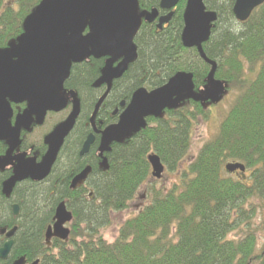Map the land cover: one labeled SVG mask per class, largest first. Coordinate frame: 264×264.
<instances>
[{
    "label": "trees",
    "instance_id": "trees-1",
    "mask_svg": "<svg viewBox=\"0 0 264 264\" xmlns=\"http://www.w3.org/2000/svg\"><path fill=\"white\" fill-rule=\"evenodd\" d=\"M40 1L0 0V48L21 33L23 19ZM159 1L138 0V6L158 9ZM185 1H179L160 29L153 23L141 24L133 40L137 57L114 81L105 104L114 100L119 106L138 88L160 87L177 71L191 72L196 90L205 84L210 66L195 48H185L180 41ZM233 2L204 0L217 18L203 50L216 62L215 78L237 95L216 133L184 168L193 125L206 117L209 106L186 100L159 118L148 117L138 133L110 146L105 166H95L80 157L78 149L85 123L102 95L92 83L104 60L89 58L71 66L64 87L74 90L80 100L77 132L68 139L45 184L24 182L16 187L20 205L16 218L0 193V229L17 226L10 254L0 264L20 256L26 264L35 260L37 264H264V237L258 248V229L250 222L256 201L262 202L264 212V3L240 22L232 13ZM102 120L107 126L116 118L108 115ZM38 151L41 154L42 148ZM149 154L160 158L164 171L177 172L178 180L169 188L149 187L150 201L119 225L112 241H106L101 229L110 225L115 213L127 209L152 177ZM227 162L242 163L245 171L234 177L224 170ZM86 163L92 171L85 190L70 189V178ZM87 188L93 190L92 199ZM60 201L73 214L69 238H53L47 246L45 230ZM262 224L264 229V219ZM236 229L241 235L230 237ZM4 240L0 234V247Z\"/></svg>",
    "mask_w": 264,
    "mask_h": 264
},
{
    "label": "water",
    "instance_id": "water-1",
    "mask_svg": "<svg viewBox=\"0 0 264 264\" xmlns=\"http://www.w3.org/2000/svg\"><path fill=\"white\" fill-rule=\"evenodd\" d=\"M179 0H160L159 9L166 15L158 16V9L139 11L138 0H41L25 16L22 32L0 48V141L8 145L6 153L0 156V170L15 161L12 175L2 182L1 192L9 196L16 183L30 178L33 181L45 179L54 164L65 136L71 131L80 113V100L74 90L64 88L73 64L82 63L88 58H105L99 77L92 83L94 88L105 85L106 89L98 98L90 123L108 95L112 82L126 71L137 57L133 42L142 21L151 23L157 17V28H161L173 16V8ZM264 0H234L232 13L237 21L249 18L252 11ZM217 14L207 10L204 0H186L182 13L183 27L180 41L185 48H195L200 58L210 69L205 84L195 89L193 74L177 71L162 86L152 90L144 87L135 90L127 106L120 102L122 111L115 123L107 125L101 132L99 155L102 166L106 165L104 152L110 151L113 143H121L131 138L146 126V118H159L164 110L176 109L186 100L201 104H217L226 93L224 81L215 78L216 62L208 59L203 44L208 41ZM68 101L71 110L68 116L58 123L44 137L47 149L39 161L24 154L12 155L20 143V130H29L32 122L42 124L48 111L63 110ZM25 103L22 113L15 123H10L11 104ZM94 137L90 133L85 139L80 155L88 151ZM147 160L151 176L160 179L164 165L156 154H149ZM227 173H243L245 166L239 162L225 164ZM90 172L89 166L77 173L70 182V188L80 185ZM13 216L18 215V205L12 206ZM73 214L60 201L52 217V223L45 230L48 246L52 238L67 241L70 229L67 226ZM16 226L9 230L0 229L7 240L0 247V260H6L13 246ZM38 260L30 264H37ZM9 264H26L20 256Z\"/></svg>",
    "mask_w": 264,
    "mask_h": 264
},
{
    "label": "flooded vegetation",
    "instance_id": "flooded-vegetation-1",
    "mask_svg": "<svg viewBox=\"0 0 264 264\" xmlns=\"http://www.w3.org/2000/svg\"><path fill=\"white\" fill-rule=\"evenodd\" d=\"M158 9H159V4H158ZM159 10H160V12H159L158 16L165 15V14L168 13V11H166V10H161V9H159ZM157 19H158V17L153 22H151V24L153 23L156 26L157 25ZM101 59L105 60V58H101ZM115 80H113L112 85H113ZM112 85H111L110 91L112 89ZM95 89L99 90L100 94H102L104 92V90L106 89V86L105 85H101L100 87H97ZM69 90H71V89H69ZM110 91H109V93H110ZM109 93L106 96V98L109 96ZM106 98L104 99L103 103L101 104V106L104 104V106L102 107V111H101L99 116L96 114L95 119L93 120V124L90 123V121H89L90 119L88 120V123L87 122L85 123L86 124L85 126H87L86 127L87 129L85 131V136L83 138H81V141H80L81 145H80V147L78 149V155L80 157L86 158L85 160L92 161L95 166H100V165L102 166V157L99 155V151H98L100 137H101L100 132L106 127V126H102V122H103L102 119H105L109 115L110 117L116 118V120L114 121V122H116L118 120V116H119V114H120V112L122 110V108L120 106L115 105L114 100L110 101V102H107L105 104ZM127 102H125V104ZM24 107H25V103H22V104H14V103H12L11 104L12 114H11V117H10V123L12 125L15 123L16 116L18 114L22 113ZM70 110H71V104H70V101H68L67 106L63 110L58 111V112H47L42 124H35L34 122H32L31 125H30V129L29 130L21 129L20 130V134H19L20 143L18 144V146L15 149H13L12 155L24 154L26 158L27 157H34L35 161H39L41 159V157L44 155V153H45V151L47 149V146L44 143V137L50 131H52V129L58 123L62 122L68 116ZM98 111H97V113H98ZM80 115H81V111L79 113V116ZM55 116H57V117H55ZM79 116L77 117V119H76V121H75V123L73 125V128L71 129V131L65 136V138L63 140V143H62V145L60 147V150H59V152L57 154V157H56V160H55L54 164H56L58 161H60L59 158H61V152L62 151L64 152L67 149L66 147H67L68 139L71 136L73 137L76 134L77 131H75L74 128L77 125V120H78ZM104 116H106V117H104ZM99 117L102 118V119H100ZM48 120H49V123H47ZM46 125H48L47 129L45 131L44 130L41 131L44 128V126L46 127ZM90 133L93 135L94 140L89 145L88 151L85 154L80 155L79 152L81 150V147H82L85 139L87 138V136ZM0 147H1L0 156H2V155H4L6 153V151L8 149V145L6 144L5 141H0ZM39 148H42V153L41 154L38 151ZM34 152H36V153H38L40 155L36 156V154H34ZM108 152H104L102 156L106 158V154ZM15 163H16L15 161H12L11 163L7 164L2 170H0V175H1L0 179L2 178V180H0V193L1 194H2V192H1L2 182L7 180L12 175L13 165ZM54 164L52 165V168H51V171H50L49 175L45 179H43L42 181H33L30 178H27V179H24L23 181H20V182L16 183L9 196H5V195L2 194V196H4L5 199H7L9 201L10 213L12 214L13 218H16L18 216V215L16 217L13 216V210H12L13 204H17L18 205V213H19V210H20V205L17 202V199L15 198V193H14L16 187H18L19 184L24 183V182H26L28 184H31V185H35V186L37 184H45L48 181V178H49V176H50V174L52 172ZM87 166H89L90 172L87 175L86 179L80 185L76 186L75 188H73V189L70 188V182H71L72 178L77 173H79L81 170H83ZM91 171H92L91 164L86 163L83 168H81L77 173H75L70 178V180L68 182L69 188L72 189V190H76L77 189L79 192H83L85 190V188H86L87 179H88L89 175L91 174ZM239 173H240L239 171H235L234 173H231V174L239 175ZM87 191H88L89 198L92 199L93 198V190L91 188H87ZM140 197L144 198L143 195L140 196ZM53 214H54V212H53ZM72 221H73V219H72ZM3 237L5 239L4 240V242H5L7 240V238L4 235H3Z\"/></svg>",
    "mask_w": 264,
    "mask_h": 264
},
{
    "label": "rangeland",
    "instance_id": "rangeland-1",
    "mask_svg": "<svg viewBox=\"0 0 264 264\" xmlns=\"http://www.w3.org/2000/svg\"><path fill=\"white\" fill-rule=\"evenodd\" d=\"M179 3V2H178ZM177 6V5H176ZM175 6V7H176ZM175 12V11H174ZM235 95H237L236 92H227L224 97L222 98V100L216 104V105H209V104H205L206 106H209V109L207 110L208 113L206 115L205 118L203 119H198L195 124L193 125V133L191 136V145H190V149L188 152V155L183 163V167L184 168L188 162V160H192V158L195 157V155L197 154V152L199 151V149L201 148V146L204 144V142H206L207 140H209L217 131L218 125L220 123V121L222 120V118L226 115V113L228 112L230 106L232 105L234 99H235ZM57 117V116H55ZM47 123H49V120L47 121ZM48 125H46V127L44 126V128L41 131H45L47 129ZM229 163V162H227ZM234 177H238L237 174L233 175ZM176 180H178V174L176 173H172L170 171H164L163 176L161 179H154L152 177H150V179L148 180V182H146L140 189L138 196L129 203L127 209L115 213L112 217V221L110 223V225H108L107 227L101 229L100 233L102 235V237L106 240V241H112L116 234H117V230L119 225L126 219L129 218L133 215H135L137 213V211L144 206L145 204H147L150 199L149 197H147V190L148 188L151 189L152 187H166L169 188L171 186L172 183L176 182ZM144 196V198H141L140 196ZM261 204L262 202L256 201L255 205L257 206V210L255 211L253 218L250 220L251 224L258 229V245L257 247L260 248L261 243L263 241V237H264V229L262 227V222L264 219V212L261 209ZM242 228H245V226L242 224L241 225ZM241 229V228H239ZM239 229L234 230L229 236L230 237H237V235H241V231Z\"/></svg>",
    "mask_w": 264,
    "mask_h": 264
},
{
    "label": "bare ground",
    "instance_id": "bare-ground-1",
    "mask_svg": "<svg viewBox=\"0 0 264 264\" xmlns=\"http://www.w3.org/2000/svg\"><path fill=\"white\" fill-rule=\"evenodd\" d=\"M23 20H24V19H23ZM64 84H65V83H64ZM65 89H67V88H65ZM67 90H69V89H67ZM129 100H130V99H129ZM128 103H129V101L124 105V107L127 106ZM16 231H17V226H16Z\"/></svg>",
    "mask_w": 264,
    "mask_h": 264
}]
</instances>
